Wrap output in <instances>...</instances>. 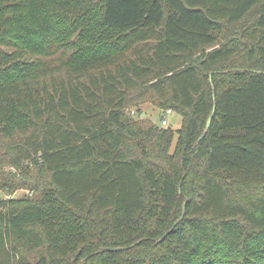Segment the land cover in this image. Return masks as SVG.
I'll return each instance as SVG.
<instances>
[{
  "label": "trees",
  "instance_id": "16d2710c",
  "mask_svg": "<svg viewBox=\"0 0 264 264\" xmlns=\"http://www.w3.org/2000/svg\"><path fill=\"white\" fill-rule=\"evenodd\" d=\"M0 186V264H264V0H0Z\"/></svg>",
  "mask_w": 264,
  "mask_h": 264
},
{
  "label": "rangeland",
  "instance_id": "374dc122",
  "mask_svg": "<svg viewBox=\"0 0 264 264\" xmlns=\"http://www.w3.org/2000/svg\"><path fill=\"white\" fill-rule=\"evenodd\" d=\"M143 112L148 115V118L153 120L159 126H170L173 130H176L180 127L181 124V116L178 113L170 112L165 114L163 110H159L153 105L147 103L142 106ZM165 115L166 124L162 123V118ZM6 171H9L7 169ZM6 173V172H5ZM6 182V181H5ZM5 184V183H4ZM8 188L5 186H0V197H14V198H24L26 196H32L33 191L29 189H25L23 187L14 188L12 193H8ZM245 197L248 198L249 193H243Z\"/></svg>",
  "mask_w": 264,
  "mask_h": 264
},
{
  "label": "water",
  "instance_id": "95a60500",
  "mask_svg": "<svg viewBox=\"0 0 264 264\" xmlns=\"http://www.w3.org/2000/svg\"><path fill=\"white\" fill-rule=\"evenodd\" d=\"M213 112H214V107L212 108L211 113H210L209 116L207 117V120H206V126H205V131H207V129H208L209 125H210L211 118H212V116H213ZM145 116H146V113H145V112H142V113H141V117H145ZM200 137H201V136H200ZM200 137H199V138H200ZM165 234H166V233H164L162 237H164ZM107 249H114V248H107Z\"/></svg>",
  "mask_w": 264,
  "mask_h": 264
},
{
  "label": "built area",
  "instance_id": "2783aa9c",
  "mask_svg": "<svg viewBox=\"0 0 264 264\" xmlns=\"http://www.w3.org/2000/svg\"><path fill=\"white\" fill-rule=\"evenodd\" d=\"M171 111L168 109V110H166L164 113L165 114H168V113H170ZM162 123L163 124H166L167 123V121L165 120V115L163 116V118H162Z\"/></svg>",
  "mask_w": 264,
  "mask_h": 264
}]
</instances>
